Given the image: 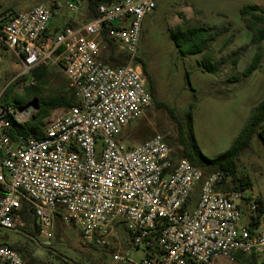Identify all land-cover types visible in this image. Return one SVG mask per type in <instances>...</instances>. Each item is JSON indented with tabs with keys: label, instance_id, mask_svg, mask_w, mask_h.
<instances>
[{
	"label": "built area",
	"instance_id": "1",
	"mask_svg": "<svg viewBox=\"0 0 264 264\" xmlns=\"http://www.w3.org/2000/svg\"><path fill=\"white\" fill-rule=\"evenodd\" d=\"M79 3L67 0L66 6L78 12ZM157 7L158 0H111L98 7L96 17L56 32L54 13L44 5L0 12V46L22 69L13 82L39 68H57L75 99L45 120L41 135H20L13 142L10 117L25 123L30 110L17 112L1 101L5 90L0 93V233L15 229L26 201L40 237L53 240L60 217L89 246L116 247L117 264L235 263L239 254L264 256L258 197L222 190L223 172L177 159L160 134L133 148L117 140L153 103L138 59L144 20ZM105 33L126 64L104 62ZM120 233L149 250L147 257L130 263L116 243ZM0 264L27 262L0 238Z\"/></svg>",
	"mask_w": 264,
	"mask_h": 264
},
{
	"label": "rangeland",
	"instance_id": "2",
	"mask_svg": "<svg viewBox=\"0 0 264 264\" xmlns=\"http://www.w3.org/2000/svg\"><path fill=\"white\" fill-rule=\"evenodd\" d=\"M66 2L67 0H0V12L20 13L37 5H44L54 13L52 32L89 20L85 1L80 0L78 12L70 11ZM254 5L264 10V0H158L157 9L148 14L143 23L139 57L147 64L149 74L154 79L157 101L174 110L176 117L181 119L185 132H188V114L193 111L195 137L202 153L209 159H215L230 149L251 111L264 102V41L259 69L251 77H243L256 49L250 46L252 34L245 26L241 10ZM184 20L195 27L229 28V32L211 44L208 54L212 55L213 62H219L248 46L238 67L234 68L231 61H227L221 66L219 74H212L204 72L199 64L204 55L181 57L171 34L182 26ZM260 27L264 28V25ZM232 35L235 36L232 43L222 51L225 42ZM49 70L50 79L44 86L41 97L29 101L23 97L24 89L34 83L33 78L26 76V81H20V77L13 82L22 69L13 53L0 49V93L5 90L1 101H4L6 92L11 90L9 104L17 112L21 109L30 110V116L23 122L30 121L36 113V101L39 104L42 99L51 98L66 81L59 69L52 67ZM235 76L240 79L232 82L231 78ZM9 83L12 84L7 88ZM15 98L21 100L23 105H15ZM62 111L63 108L53 110L52 115H58ZM179 133L177 122L165 109L157 108L153 102L145 116L132 122L117 140L122 141L126 147L133 148L160 134L170 144L177 159H180L182 147ZM237 165V176L251 181L252 186L245 191V195L264 199V141L260 136L254 137L250 149L241 155ZM245 223L246 218L243 217L242 224ZM55 228L53 240H46L39 235L37 239H29L16 228L2 230L0 238L9 245L29 243L28 247L34 256L48 262L45 264L83 263V259L91 255L104 264H117L113 261L116 247H95L94 250L84 241L77 227L65 220L56 222ZM119 238L116 243H120L124 254H129L130 263L142 261L150 252L144 247L137 248L128 243L127 236L123 233H120ZM244 258L250 259L246 256ZM212 264L241 263H229L222 259ZM250 264H264V256L257 257Z\"/></svg>",
	"mask_w": 264,
	"mask_h": 264
},
{
	"label": "trees",
	"instance_id": "3",
	"mask_svg": "<svg viewBox=\"0 0 264 264\" xmlns=\"http://www.w3.org/2000/svg\"><path fill=\"white\" fill-rule=\"evenodd\" d=\"M87 3V17L90 19L97 16V9L100 5L109 3L111 0H82ZM242 19L244 20L246 28L251 32L252 39L250 46L255 47L256 53L252 59L250 66L243 72L244 78L251 77L260 67L263 55H262V43L264 41V28L260 25H264V10L259 6H247L241 10ZM250 16L251 18H247ZM229 32V28L216 29L211 27L191 26L187 21L182 22V26H179L175 31H172V39L175 42L178 53L181 57L187 58L190 56L204 55L199 62L204 72L219 74L221 66L227 61H231L232 66L237 68L241 59L243 58L248 46L242 47L234 52L228 58H223L219 62L212 61V55L208 54L209 48L213 42H216L220 36ZM105 42L107 43V50L104 54V62L111 67H118L127 63V57L118 51L117 46L107 38V33L104 34ZM235 36L232 35L224 44L222 51L227 48ZM142 64L144 74L148 78L150 91L152 94L153 102L157 108L165 109L171 118L177 122L180 129V145L182 152L180 159L188 160L193 166L200 168L207 172H223L227 178L225 184L222 186L224 191H240L245 192L251 188V181L249 178H240L237 176L238 160L241 155L250 149L251 143L255 136H260L264 141V102L251 111L250 117L246 121L238 138L233 142L230 149L219 155L215 159L207 158L201 151L194 133L193 125V111L188 114V132H185L184 125L181 119L177 118L175 112L166 104H162L157 101L156 87L154 79L150 76L147 64L138 59ZM34 83L25 87L23 95L24 98L29 101L41 97L44 86L50 79L49 68H39L32 74ZM240 77L235 76L231 78V81H236ZM20 81H26V77H21ZM64 81V80H63ZM11 90H8L5 95L4 102L10 103L9 96ZM75 102L73 93L68 88L67 82L64 81L61 89L49 99H42L39 103V109L36 111L32 119L25 123H18L13 116L10 117L11 129L9 131L10 137L15 142L20 135L26 136H39L42 133V129L45 125V120L49 118L53 110L59 108H69ZM15 105H23V102L18 98L14 99ZM152 138V137H151ZM149 138V139H151ZM147 139V140H149ZM170 145V144H169ZM176 157V155H175ZM258 203V216H264V201L262 198H257ZM61 218H57V222ZM16 229L23 232L26 236L37 239L39 235V228L37 225L36 215L34 213L33 206L23 201L21 209L17 212L16 216ZM27 237V238H28ZM6 244V243H5ZM10 248L16 249L21 252L24 260L27 264H45L47 261L42 260L39 257L34 256L33 251L28 247L29 243L17 246L9 245ZM93 249L95 247L90 246ZM95 250V249H94ZM252 259V260H251ZM256 259L254 257L244 258L239 254L236 256V262L241 264H250ZM50 264V263H49ZM65 264V263H64ZM67 264V263H66ZM75 264H104L100 259L91 257H85L83 263ZM196 264V263H190Z\"/></svg>",
	"mask_w": 264,
	"mask_h": 264
},
{
	"label": "water",
	"instance_id": "4",
	"mask_svg": "<svg viewBox=\"0 0 264 264\" xmlns=\"http://www.w3.org/2000/svg\"><path fill=\"white\" fill-rule=\"evenodd\" d=\"M35 108H36V111L39 109L38 101L35 102Z\"/></svg>",
	"mask_w": 264,
	"mask_h": 264
},
{
	"label": "crops",
	"instance_id": "5",
	"mask_svg": "<svg viewBox=\"0 0 264 264\" xmlns=\"http://www.w3.org/2000/svg\"><path fill=\"white\" fill-rule=\"evenodd\" d=\"M0 11H1V10H0ZM0 49H2L1 46H0ZM260 198H261V197H260ZM262 199H263V198H262ZM263 201H264V199H263ZM255 259H256V258H255ZM214 262H215V261H214ZM214 262H213V263H214Z\"/></svg>",
	"mask_w": 264,
	"mask_h": 264
},
{
	"label": "bare ground",
	"instance_id": "6",
	"mask_svg": "<svg viewBox=\"0 0 264 264\" xmlns=\"http://www.w3.org/2000/svg\"><path fill=\"white\" fill-rule=\"evenodd\" d=\"M30 112V111H29Z\"/></svg>",
	"mask_w": 264,
	"mask_h": 264
}]
</instances>
